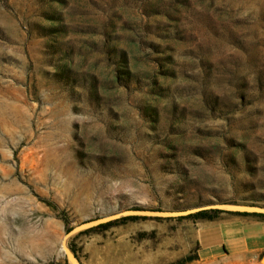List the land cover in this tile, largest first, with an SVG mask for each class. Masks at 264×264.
I'll list each match as a JSON object with an SVG mask.
<instances>
[{
    "label": "rangeland",
    "instance_id": "1",
    "mask_svg": "<svg viewBox=\"0 0 264 264\" xmlns=\"http://www.w3.org/2000/svg\"><path fill=\"white\" fill-rule=\"evenodd\" d=\"M242 213L264 0H0V264H175Z\"/></svg>",
    "mask_w": 264,
    "mask_h": 264
},
{
    "label": "crops",
    "instance_id": "2",
    "mask_svg": "<svg viewBox=\"0 0 264 264\" xmlns=\"http://www.w3.org/2000/svg\"><path fill=\"white\" fill-rule=\"evenodd\" d=\"M198 260L188 264H239L264 252V224L232 222L204 227L195 238Z\"/></svg>",
    "mask_w": 264,
    "mask_h": 264
},
{
    "label": "trees",
    "instance_id": "3",
    "mask_svg": "<svg viewBox=\"0 0 264 264\" xmlns=\"http://www.w3.org/2000/svg\"><path fill=\"white\" fill-rule=\"evenodd\" d=\"M215 213H219L220 211H214ZM239 215H243V216H250V215H254L255 217H259L261 219H264V214H248V213H242ZM190 217L194 218L195 220H209V221H213L214 219H216V216H210V212L209 211H200L196 214L190 215ZM138 217H126L123 219L124 222L127 221H136L138 220ZM113 225H115V222H110L106 225H104L103 227L105 229H108L110 227H112ZM199 257L198 256H187L179 261H177L175 264H188V263H192L195 260H198Z\"/></svg>",
    "mask_w": 264,
    "mask_h": 264
}]
</instances>
